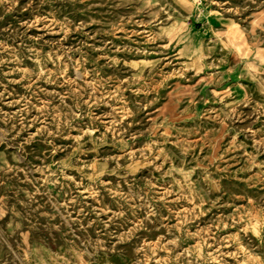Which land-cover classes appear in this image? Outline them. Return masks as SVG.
<instances>
[{
    "label": "rangeland",
    "instance_id": "1",
    "mask_svg": "<svg viewBox=\"0 0 264 264\" xmlns=\"http://www.w3.org/2000/svg\"><path fill=\"white\" fill-rule=\"evenodd\" d=\"M0 130V264H238L264 0H6Z\"/></svg>",
    "mask_w": 264,
    "mask_h": 264
},
{
    "label": "clouds",
    "instance_id": "2",
    "mask_svg": "<svg viewBox=\"0 0 264 264\" xmlns=\"http://www.w3.org/2000/svg\"><path fill=\"white\" fill-rule=\"evenodd\" d=\"M6 0H0V3H4ZM153 2V0H150ZM160 0H154V4H159ZM95 22V21H94ZM27 71V70H25ZM131 113L129 112V115ZM67 126H71L70 121H65ZM45 129H41L44 131ZM2 131V130H0ZM91 134V133H88ZM78 140L82 139V137H78ZM164 149L160 148V152L163 153ZM62 167L66 168L69 165L65 164ZM143 167V165H141ZM93 171H95L93 167ZM105 174V170H101L99 172H95V176H89L88 179L94 180L98 179L100 176ZM254 203V202H253ZM2 213H0V217H2ZM235 225H239V230L237 233H234L232 236V243L236 245V251L233 253H229L228 255H232L235 259L238 260V264H249V260L253 262V264H264V216H260L258 219L253 213H244V219H237L234 221ZM228 225H224L227 227ZM241 233H243V237H241ZM245 239L248 243L253 244L254 248H249L245 243ZM175 243V241H172ZM216 254L223 256L225 253L216 250ZM243 257V259H241ZM201 259L204 260L205 264H220V261L215 258V256L211 253H207Z\"/></svg>",
    "mask_w": 264,
    "mask_h": 264
}]
</instances>
